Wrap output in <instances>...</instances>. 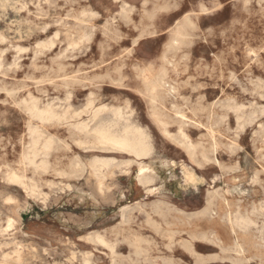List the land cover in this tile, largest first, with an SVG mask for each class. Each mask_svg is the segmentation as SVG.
Masks as SVG:
<instances>
[{"label": "rangeland", "instance_id": "obj_1", "mask_svg": "<svg viewBox=\"0 0 264 264\" xmlns=\"http://www.w3.org/2000/svg\"><path fill=\"white\" fill-rule=\"evenodd\" d=\"M0 39V264H264V0H0Z\"/></svg>", "mask_w": 264, "mask_h": 264}, {"label": "bare ground", "instance_id": "obj_2", "mask_svg": "<svg viewBox=\"0 0 264 264\" xmlns=\"http://www.w3.org/2000/svg\"><path fill=\"white\" fill-rule=\"evenodd\" d=\"M45 1V0H44ZM64 3V2H63ZM132 7V6H131ZM204 10V9H203ZM82 15V14H81ZM79 16V15H78ZM192 17H190V16H184L181 20H179V21H175L176 23H175V25H174V28H173V41H175V42H179L180 40H182L185 36H187V34H188V24H190L192 21ZM111 22V21H110ZM56 26V25H55ZM48 28V27H47ZM46 29V28H45ZM52 36H54V35H52ZM51 36V37H52ZM55 37V36H54ZM80 38V37H79ZM49 39V38H48ZM1 40V39H0ZM50 41V40H49ZM3 42V41H2ZM41 42V41H40ZM76 42V41H75ZM42 43V42H41ZM47 43V42H46ZM40 44V43H39ZM48 44V43H47ZM38 46V45H37ZM54 46V45H53ZM51 47V46H50ZM35 48V47H34ZM44 48V47H43ZM5 49V48H4ZM73 49H74V47H73ZM12 50V49H11ZM23 50V49H22ZM42 50V49H41ZM20 52V51H19ZM3 53V52H2ZM16 54V53H15ZM64 55V54H63ZM16 56V55H15ZM60 57V56H59ZM9 67V66H8ZM149 81V87H148V91H149V93L151 94V96H153V95H155L156 94V90H157V86H159V84L161 83L160 81H157V79H152V80H148ZM249 84V83H248ZM258 96V95H257ZM24 101V100H23ZM32 102V101H31ZM30 102V103H31ZM36 103V102H35ZM32 104H33V102H32ZM89 105V104H88ZM91 105V104H90ZM27 106V105H26ZM30 105H28V107H29ZM35 107H34V109L36 110V105H34ZM92 106V105H91ZM90 106V107H91ZM32 107V106H31ZM30 107V108H31ZM100 108V107H99ZM262 108V107H261ZM25 109H26V107H25ZM28 109V108H27ZM33 109V110H34ZM40 109V108H39ZM47 109V108H46ZM46 109H43V110H46ZM49 109V108H48ZM47 109V111H46V113H48V110ZM110 109V108H109ZM120 108H118V109H116V110H119ZM29 110H32V108L31 109H29ZM42 110V111H43ZM96 110V109H95ZM114 110V109H113ZM39 111H41V110H36V112L37 113H39ZM50 111H51V109H50ZM94 111V110H93ZM97 111V110H96ZM102 111V110H101ZM53 112V111H52ZM68 112V111H67ZM86 112V111H85ZM95 112V111H94ZM117 112V111H116ZM261 112V111H260ZM28 113H29V111H28ZM37 113H35L34 115H36ZM44 114H46L45 113V111L43 112ZM54 113V112H53ZM99 113V112H98ZM232 113V112H231ZM41 114H42V112H41ZM48 114H50V113H48ZM56 114V113H55ZM112 114V113H111ZM118 114V113H117ZM29 115H30V113H29ZM33 115V114H32ZM51 115V114H50ZM96 116L98 115V114H95ZM155 115V114H154ZM240 115V114H239ZM44 116V115H43ZM46 116V115H45ZM49 116V115H48ZM52 116V115H51ZM55 117H56V115H54ZM54 116H52V119L54 118ZM94 116V115H93ZM92 116V117H93ZM30 117V116H29ZM35 116H33V118H34ZM39 117V116H38ZM37 117V118H38ZM112 117H113V115H112ZM116 117H118V115H116ZM57 118H59V117H57ZM50 119V118H49ZM93 119V118H92ZM119 119H121V118H119ZM43 120H44V117H43ZM42 120V118H41V120L40 121H43ZM47 120V119H46ZM249 120V119H248ZM123 121V120H122ZM124 121H125V123H127L126 122V120L124 119ZM84 124V123H83ZM88 124V123H87ZM123 125H124V123H122ZM89 125V124H88ZM79 126H81V125H79ZM122 126V125H121ZM126 126H128V125H126ZM125 126V127H126ZM87 127H89V126H87ZM260 127V126H259ZM33 128V127H32ZM80 128V127H79ZM81 128H82V126H81ZM86 128V127H85ZM106 128V127H105ZM129 128V127H128ZM128 128H126L127 130H128ZM84 129V128H83ZM82 129V130H83ZM95 129V128H94ZM97 129V128H96ZM109 129H110V127H109ZM122 129V128H121ZM28 130H29V128H28ZM32 130V129H31ZM80 130V129H79ZM86 130V129H85ZM85 130H83V131H85ZM92 130H93V128H92ZM99 130V129H98ZM124 130V129H123ZM127 130H125V131H127ZM139 130V129H138ZM32 131H34V130H32ZM36 131H38V130H36ZM90 131H91V129H90ZM90 131H89V133H90ZM131 131H133V129L131 130ZM136 132H137V129L135 130ZM141 131V130H140ZM139 131V132H140ZM31 132V131H30ZM29 132V133H30ZM82 132V131H81ZM88 132V131H87ZM87 132H86V134H87ZM97 132V131H96ZM136 132H134V133H136ZM33 133V132H32ZM41 133V132H40ZM88 133V134H89ZM92 133V132H91ZM93 133H95V131L93 132ZM98 133V134H97ZM97 133H95V136L96 135H98V138H99V142L101 143L102 142V145H103V143H109V145H112V146H115V147H117L118 149L120 148V149H122V150H125V149H129L131 152L130 153H132L133 154V152H135L136 153V155H144L146 152H147V148H149V147H147L148 146V144L146 145V143L144 142V138L142 137L143 135L141 134V132L140 133H136L137 135L133 138V139H128V138H126V137H123V138H116V137H114L113 135H111L110 133H108L107 131H99V132H97ZM133 133V134H134ZM255 133H257V132H255ZM35 134H37V132H35L34 133V136H35ZM39 134V133H38ZM115 134V133H114ZM40 135V134H39ZM84 135V134H83ZM125 135V134H124ZM30 136V135H29ZM33 136V137H34ZM37 136V135H36ZM37 137H39V136H37ZM36 137V138H37ZM40 138V137H39ZM93 139V138H92ZM148 139V138H147ZM31 140V139H30ZM39 140V139H38ZM37 140V141H38ZM82 140V139H81ZM47 141V140H46ZM45 141V142H46ZM31 142V141H30ZM95 142H96V140H95ZM32 143H33V145H34V142L32 141ZM81 143V142H80ZM36 144H38V143H36ZM88 144V143H87ZM91 144V143H90ZM31 145V144H30ZM43 145V144H42ZM98 145H99V143H98ZM101 145V146H102ZM35 146V145H34ZM44 146V145H43ZM47 146V145H46ZM50 146V145H49ZM40 147H41V145H40ZM48 147V146H47ZM46 148V147H45ZM112 148H114V147H112ZM29 149V148H28ZM32 149H34V148H32ZM40 149V148H39ZM41 149H43L42 147H41ZM242 149V148H241ZM30 150V149H29ZM129 150H127V151H129ZM149 150V149H148ZM28 151V150H27ZM31 151H33V150H31ZM40 151V150H39ZM38 151V152H39ZM43 151V150H42ZM44 151H45V149H44ZM126 151V150H125ZM32 153V152H31ZM45 153V152H44ZM47 153V152H46ZM134 153V154H135ZM35 154V153H34ZM36 154H37V152H36ZM29 155V154H28ZM32 155V154H31ZM214 155V154H213ZM26 156H27V153H26ZM33 156V155H32ZM29 157V156H28ZM27 157V158H28ZM137 157V156H136ZM25 159H26V157H25ZM31 159H32V157H31ZM95 159V158H94ZM93 159V160H94ZM29 160V159H28ZM102 160V159H101ZM100 160V161H101ZM108 160V159H107ZM32 161V162H31ZM30 161V163H34L33 162V160H31ZM29 162V161H28ZM99 163V162H98ZM42 163H40V165H41ZM44 164V163H43ZM92 164V163H91ZM102 164V163H101ZM158 165V164H157ZM42 167V166H41ZM101 167H103V166H101ZM92 168V167H91ZM161 169V168H160ZM105 170V169H104ZM153 170V169H152ZM94 172H92L94 175H97V172L98 171H96V170H93ZM154 171V170H153ZM10 175H13L12 173L10 174ZM13 176H15V175H13ZM13 176H11V178L13 177ZM15 177H13L12 179L13 180H15L14 179ZM18 178V177H17ZM16 178V180H19V178L17 179ZM15 180V181H16ZM97 180V183H98V187H100L99 185H101V179L98 177V179H96ZM106 191V190H105ZM101 192V191H100ZM80 198V197H79ZM79 200V199H78ZM255 209V208H254ZM236 213V212H235ZM240 217V216H239ZM259 217V216H258ZM229 219V218H228ZM238 219V218H237ZM244 219V218H243ZM243 219L242 218H240V220H242V222H243ZM245 219H247V218H245ZM234 220H235V217H234ZM248 221H249V219H247ZM247 220H246V222H247ZM241 222V223H242ZM10 223V222H9ZM229 223V222H228ZM234 223H236V222H234L233 221V224ZM237 224H239V222H237ZM243 224V223H242ZM241 224V225H242ZM245 224V223H244ZM231 225V224H230ZM245 225H247V224H245ZM243 226V225H242ZM244 227V226H243ZM258 229V228H257ZM264 230V229H263ZM259 233V232H258ZM264 236V235H263ZM260 242V241H259ZM101 244V243H100ZM237 244V243H236ZM102 245V244H101ZM238 245V244H237ZM105 246V245H104ZM241 250V249H240ZM241 252H242V250H241Z\"/></svg>", "mask_w": 264, "mask_h": 264}]
</instances>
